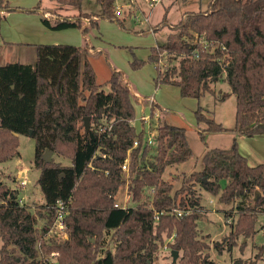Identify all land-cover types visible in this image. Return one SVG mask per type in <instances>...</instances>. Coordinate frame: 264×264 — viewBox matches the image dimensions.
Segmentation results:
<instances>
[{
    "label": "trees",
    "instance_id": "trees-1",
    "mask_svg": "<svg viewBox=\"0 0 264 264\" xmlns=\"http://www.w3.org/2000/svg\"><path fill=\"white\" fill-rule=\"evenodd\" d=\"M50 1L79 11L83 4V0ZM94 2L100 7L98 14L80 11L71 17L42 10L40 1L30 9H19L0 0V21L1 12L41 13L47 29H77L83 37L81 47L34 46L33 65L0 66V163L18 155V135L32 138L33 165L39 171L36 184L44 199L40 210L32 213L19 205L17 190L0 182V264H154L159 248L172 236L168 247L170 252L181 253L178 264H217L210 259L206 236L198 237L202 208L195 187L222 205L235 204L223 214L228 235L212 243L218 255L237 247L239 238L245 246L256 232L258 216L264 215V164L249 166L236 140L264 136V0H211L203 11L184 12L175 25L164 17L151 30L156 33L168 27L165 43L151 48L146 61L133 58L129 64L133 71L153 64L155 87L176 86L182 98L199 100L205 94L219 101L230 95L235 98L231 129L197 107L195 129L201 142L205 143L207 135L231 134L234 138L228 149H208L201 158L202 169L183 175L174 193L162 175L166 168L191 158L186 129L168 124L164 120L168 111L152 102L149 117L157 111L160 116L157 135L149 145L147 132H137L132 125L131 100L147 104L149 98H135L124 74L115 69L105 83L97 85L88 59L92 48L87 36L97 29L98 20L129 30L124 25L126 17L115 16V0ZM143 33L147 32H137ZM163 58L168 66L159 67ZM177 60L178 66H172ZM218 81L228 85L229 94L213 90ZM87 117L89 131L83 122ZM153 147L154 161L146 167ZM46 151L68 160L69 165L53 159L45 163ZM126 160L125 174L121 165ZM93 162L100 164L101 171L108 170L110 177L101 176L99 184L79 187ZM124 185L134 205L127 209L114 207V198ZM98 187L102 198L93 194ZM145 189L150 195L145 196ZM80 192L93 198L75 199ZM58 201L66 203V238L44 240ZM175 211L189 213L178 217ZM38 220L43 221L40 228ZM255 259L264 260V242ZM231 264L252 263L237 258Z\"/></svg>",
    "mask_w": 264,
    "mask_h": 264
},
{
    "label": "rangeland",
    "instance_id": "rangeland-1",
    "mask_svg": "<svg viewBox=\"0 0 264 264\" xmlns=\"http://www.w3.org/2000/svg\"><path fill=\"white\" fill-rule=\"evenodd\" d=\"M39 1L42 10H44L48 6H60L59 4L52 2L50 0H35V5ZM210 1L211 0H161L159 4L150 8L147 0H115L114 9L116 10L119 7V9L123 12L122 15L126 17L124 24L125 27L126 28L131 27L132 29L135 30L134 31L135 33L132 32L131 28H127L129 32L122 31L119 29L116 23L106 21L108 26L104 28L106 32H104L103 34L109 38H112L113 41L121 39L119 41H124V42H127L128 38H132L134 36L135 38L141 40V44L135 47H137L141 53H145L146 51H148V47H149L146 46L147 40L148 43H150V41L154 42L153 39L155 38V43L157 45H162L165 43L166 37L170 33L168 27L158 30L156 34L149 33V31H151V28L156 27L163 20L164 17L166 18V21L168 22L169 25H175L179 22L181 15L184 12L200 11V10L203 11L207 8V5L209 4ZM17 2L20 3V5L22 4L20 0H17ZM5 3L8 4L10 8L27 9L24 7H28L24 5L23 7H12L10 6V2H5ZM65 8H67V6ZM81 10L86 13H90V12L99 13L100 7L94 2V0H83ZM130 11L134 12V14H132ZM17 14H21V13L14 14L13 17H11V20H15L16 16H18ZM31 15H36V14H31ZM145 17L147 18L148 22H145L144 20ZM134 18H138L140 22L136 24L133 23ZM140 31H146L147 33H143L140 35L137 34V32ZM190 34L192 35V37L195 36L193 32H191ZM140 40L138 41L140 42ZM187 41L193 42L194 39L193 40L187 39ZM36 45H40V44H37L36 41L17 42V45H15L13 49L10 51L11 55L8 60L4 61L0 57V65L8 61L10 63L33 65L35 61L34 46ZM126 49L129 52L132 51L130 48H126ZM150 49L151 48H149V50ZM133 58L140 60L134 54L132 56V59ZM88 59L89 62L93 63L96 69V72L94 71V73H95V80L97 85H102L107 80L111 72V69L108 65L109 60L107 62V60H105L102 54L99 53H94L89 55ZM120 59L123 60L124 58L120 57ZM162 64L168 66L164 58L161 59L158 65H162ZM171 65L178 66V60L172 62ZM142 68H140L139 70H141ZM221 88H222L221 91H218L216 93L229 94V87L227 84L223 85ZM104 89L106 90V88ZM213 90L216 91L214 87ZM198 106L204 109L208 118L214 120L217 123H220L224 128L227 129L233 128L234 115H235V98L233 95H230L224 101H219L214 99L213 95L205 94L198 100ZM136 112L138 113V111ZM156 114L152 119L149 118L148 121L140 120L139 118V121L138 122L133 121L132 125L135 127L137 132H140L142 129H144V131L147 132L148 137H151L153 135L156 136L157 125L159 120L158 118L160 116L159 113L157 114L159 116H157ZM194 123L196 122L193 121V123H189L188 125L193 127ZM17 138H18V149H17L18 155L9 161L0 163V182L6 185L10 189L17 190L18 201L21 200L23 202V205L27 206L32 213H35L36 211L40 210L39 209L40 206L44 204L43 196L41 194L38 185L36 184V181L39 177V171L36 170L33 165L35 141L32 138L24 135H18ZM231 138L232 135L229 134L207 135L205 137V143H203L199 139L196 129L189 128L187 131L186 140L192 152L191 158L185 163L166 168L162 175L163 180L170 183L173 186L171 193H174L180 188V180L183 175L187 176L192 172H197L202 169L201 158L203 156V152L207 148L228 149L231 145L230 144ZM154 155H155V147L151 149L150 154L146 159L145 162L146 167H148L151 164V162L154 161ZM51 159L62 165H69L68 160L63 159L59 156L51 155L50 160ZM95 163L96 162H93L91 164L87 176L81 182V184H79V187L85 185L91 186L94 184H99L98 179L102 176V171L100 164L96 165ZM22 182H24V185H21ZM195 189L197 193H200V198H201L200 204L202 208V210H200L201 211L199 215L200 217L197 221L198 237L206 236L205 241L209 245L208 252L210 259L216 262L217 264H231V261L237 258H240L242 261H246L252 264H264V260L255 259V256L258 253V247H260L264 242L263 234H262L263 232L262 228L264 227V215L258 216V220L255 226L256 232L252 238H250L245 242L246 243L245 246L244 245L242 246V238H239L237 240V247L233 248L230 252H223L221 255H218L214 250H212L211 246L212 243L214 242H222L223 238L226 237V235H228L230 229L228 224L226 223L223 214L225 212H230L231 210H233L235 204L233 203L229 206L222 205L218 202L217 198L211 197L210 195L202 191H199L198 186H196ZM93 192H94L93 194H95V198H102L101 197L102 191L100 190L99 187L95 189V191ZM126 194H127V187L126 185H124L119 189L116 197L114 198L115 203H117L118 205H122L125 201L128 202L129 199ZM144 194L145 196H148L150 195V191L148 189H145ZM79 197H82V199H86V197L93 198L92 194L91 195L86 194V192H80V194L76 193L74 195L75 199H78ZM127 204L129 207L134 206L130 202ZM208 211H210V213ZM42 225H43V221L38 220L37 228H40ZM168 240L169 239H165L164 241V244L167 245L166 250H163V247L159 248L157 256L154 260V264H178V261L181 257V253L179 252L176 262H173L170 248L168 247V244L171 243L172 240L169 242Z\"/></svg>",
    "mask_w": 264,
    "mask_h": 264
},
{
    "label": "crops",
    "instance_id": "crops-1",
    "mask_svg": "<svg viewBox=\"0 0 264 264\" xmlns=\"http://www.w3.org/2000/svg\"><path fill=\"white\" fill-rule=\"evenodd\" d=\"M20 1L22 2L21 5L17 2V0H4V3L10 2V6L12 7H23V5L28 6L24 7L27 9H30L35 6V0ZM65 7L66 6L63 7L62 5L48 6L44 9V11L54 12L60 16L71 17L77 16L80 11L83 12L82 10L79 11L78 9L73 7ZM117 9H119V7ZM16 13L21 14H17L18 16H16L15 20H11V17H13V15ZM121 13L123 12L121 11ZM131 13L134 14V12ZM1 16L2 18L0 21V57L4 61L10 58V51L15 45H17V42L21 41H36L37 44L40 45H72L76 47H81L83 45V37L79 30L66 29L61 31H51L41 23V13L31 15L25 14L20 11L10 13L1 12ZM118 18L125 17L122 15ZM107 26L108 24L106 21L98 20L97 29L91 30V32L87 36L88 46L89 48H92L89 52L90 55L94 53L102 54V56L105 58V60H107V62L109 60L108 65L111 70L115 69L121 71L124 74L125 79L129 82L131 91L135 98H151L152 102H154L162 110L168 111V113L164 114V120L172 126L185 128L187 137L188 129L196 128V123H194L193 127L188 124L193 123V121L195 122L194 112L197 109L198 100L191 98H182L180 96L179 88L173 85H160L158 87H155V78L157 72L155 70V67L151 64H146L141 70L138 71L131 70L129 66L130 62L132 61L133 54L142 61L147 60L148 56L150 55L149 48L158 46L155 43V38L153 39L154 42L150 41V43H148L147 40L146 46H149L148 51H146L145 53H141L140 50L135 47L141 44L140 39L135 38L133 36L132 38H128L127 42L119 41L121 39L113 41L112 38H109L103 34L104 32H106L104 28ZM134 31L135 30L132 29L133 33H135ZM138 40H140V42ZM126 48H130L132 51L129 52ZM120 57H123L124 59L122 60L120 59ZM7 63L10 62L8 61L2 65H5ZM90 64L96 72L93 63L90 62ZM109 77L107 78V80L109 79ZM225 84L226 83L224 81H218L214 83L213 87L216 89L215 92L221 91V87ZM131 100L135 112L134 122H138L140 116L142 115H149L148 103L136 104L133 98ZM136 111H138V113ZM203 112L206 114L204 109ZM156 113L158 114L159 111H157ZM233 138L234 136L232 135V138L230 139V144L232 143ZM236 140L238 145V151L242 156L247 159L249 166L264 164V136H255L253 138L236 137ZM207 150L208 148L203 152V155ZM208 212L210 213V211Z\"/></svg>",
    "mask_w": 264,
    "mask_h": 264
},
{
    "label": "built area",
    "instance_id": "built-area-1",
    "mask_svg": "<svg viewBox=\"0 0 264 264\" xmlns=\"http://www.w3.org/2000/svg\"><path fill=\"white\" fill-rule=\"evenodd\" d=\"M148 2V5L150 8L154 7L155 5L159 4L161 2V0H147ZM122 15L120 9H116L115 10V16L116 17H120ZM134 23H139V19L138 18H134L133 19ZM145 22H148L147 18L145 17ZM85 23H87V20H85ZM149 33H153L152 30L149 31ZM162 65H159V67H161ZM149 106L150 104L152 103V100L151 98H149ZM149 115H142L140 117V120H144V121H148L149 119ZM155 135L151 136V137H147V144L151 145L153 143V139H154ZM137 146V141H135L133 143V147ZM102 158H104V156H102ZM121 170L124 172V173H127L128 172V161L126 160L122 165H121ZM102 176L104 178H109L110 177V174H109V171L108 170H102ZM21 185H24V182L21 183ZM152 191V190H151ZM128 199H129V196L128 194H126ZM19 205L20 206H23V202L20 200L18 201ZM128 202H124L122 205H118L117 203L114 204V207H117V208H121V209H127L129 206H128ZM177 216L180 217L182 215H186L189 213V211H175ZM67 215V211H66V203L65 202H62V201H58L56 203V207H55V218H54V222L52 224V226L50 227L49 231L44 235L43 239L44 240H49L51 238L55 239L56 241L58 240H64V238H66V233H65V223H64V220H65V217ZM173 237V236H172ZM172 237L169 238L168 242L172 240ZM60 242V241H58ZM167 249V245L165 244L163 246V250H166Z\"/></svg>",
    "mask_w": 264,
    "mask_h": 264
},
{
    "label": "water",
    "instance_id": "water-1",
    "mask_svg": "<svg viewBox=\"0 0 264 264\" xmlns=\"http://www.w3.org/2000/svg\"><path fill=\"white\" fill-rule=\"evenodd\" d=\"M83 122H84L85 130H86V131H89V129H90V118H88V117H87V118H84ZM50 158H51V153L48 152V151H46V152L44 153V155H43L44 162H45V163L50 162ZM256 194H258V193L256 192ZM171 257H172V261H173V262H176L177 257H178V252H176V251H172V252H171Z\"/></svg>",
    "mask_w": 264,
    "mask_h": 264
}]
</instances>
